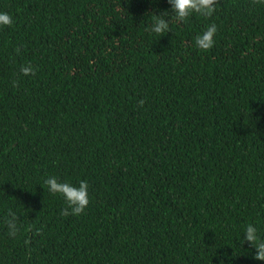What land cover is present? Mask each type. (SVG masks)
Instances as JSON below:
<instances>
[{"label":"trees","instance_id":"obj_1","mask_svg":"<svg viewBox=\"0 0 264 264\" xmlns=\"http://www.w3.org/2000/svg\"><path fill=\"white\" fill-rule=\"evenodd\" d=\"M0 12V264H264L242 243L249 223L264 237V0L183 21L168 0ZM50 176L88 181L83 212Z\"/></svg>","mask_w":264,"mask_h":264},{"label":"clouds","instance_id":"obj_2","mask_svg":"<svg viewBox=\"0 0 264 264\" xmlns=\"http://www.w3.org/2000/svg\"><path fill=\"white\" fill-rule=\"evenodd\" d=\"M177 20H186L193 13H199L204 16H211L215 11L216 0H168ZM13 17L7 12H0V25H11ZM170 30L169 21L160 15L153 17V23L150 31L156 34H164ZM217 28L214 24L209 25L204 31L198 33L194 39V46L201 50H208L213 47L214 35ZM30 66H25L23 72L28 74L32 72ZM48 191L61 194L68 207L64 209V215H79L89 204L88 181L80 180L78 185L70 182H61L55 176L46 179ZM7 228L10 234L15 235L18 231L17 217L11 215L7 221ZM242 243L251 242L256 249L254 256L258 260H264V237H262L255 224L249 223L242 232Z\"/></svg>","mask_w":264,"mask_h":264}]
</instances>
